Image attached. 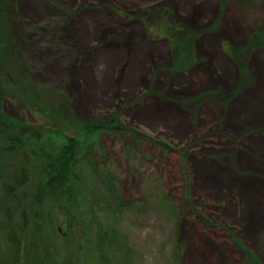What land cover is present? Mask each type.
Returning <instances> with one entry per match:
<instances>
[{
  "label": "rangeland",
  "instance_id": "rangeland-1",
  "mask_svg": "<svg viewBox=\"0 0 264 264\" xmlns=\"http://www.w3.org/2000/svg\"><path fill=\"white\" fill-rule=\"evenodd\" d=\"M154 8L192 33L182 69L151 37ZM8 12L21 19L7 74L18 88L1 109L40 133V147L58 151L81 140L78 123L114 115L146 137L91 136L89 157L81 148L66 172L71 197L44 183L39 158L26 161L21 264H264V0H15Z\"/></svg>",
  "mask_w": 264,
  "mask_h": 264
},
{
  "label": "trees",
  "instance_id": "trees-1",
  "mask_svg": "<svg viewBox=\"0 0 264 264\" xmlns=\"http://www.w3.org/2000/svg\"><path fill=\"white\" fill-rule=\"evenodd\" d=\"M9 9L15 13V0H0V213L1 210H4L2 213L3 223L0 225V229L3 228L6 245L10 251L9 257L11 256V260L9 264H21L22 247H24L26 228L29 224L28 210L31 204V196L27 194L26 190L29 184L26 161L30 157L39 158L43 167L44 175H42V172L41 175L44 183L48 186H56L62 196L67 194V197H71L73 189L71 187L64 188L66 172L72 169L76 157L80 155L81 148L86 149L84 157H89L88 153L93 151L95 145L91 136L102 131L111 132L114 136L127 134L137 139L146 137H143L134 129L125 127L119 118L114 115L106 121L95 119L92 122L78 123L76 133L78 137H81V140L76 136L69 139L63 138L59 141L61 142L60 150L53 151L52 144V152L49 153L50 150L46 148L47 141L40 136V133L35 132L30 127L24 129L22 124L5 115L1 109L4 96L11 87L18 88L15 80L14 84H9L7 81L8 68L15 57L10 50L12 44L10 38L11 23L19 20L21 22V19L19 17L17 19L14 14L9 15ZM145 15H148L147 18L143 17L147 23L153 20H155L153 25L157 22L160 23L159 31L152 32L151 37H162L167 40L172 56V68L182 69L185 64L189 63V59L194 57L192 33L175 24L165 8L148 9ZM24 93L26 94V92ZM23 100L32 108L36 109V105L38 106L33 95L26 94ZM41 140L45 142L46 146H39ZM168 150L170 148L164 146V151ZM11 161H15L17 167V172L14 174L10 171ZM88 164L96 174V164L90 161ZM4 169L7 171L6 175L3 173ZM101 170L105 175L102 188L108 195L114 196V198L117 197L118 192L114 178L104 165ZM116 201L115 203H117ZM15 214L18 215L19 219L18 226L15 224L16 227L12 223Z\"/></svg>",
  "mask_w": 264,
  "mask_h": 264
}]
</instances>
